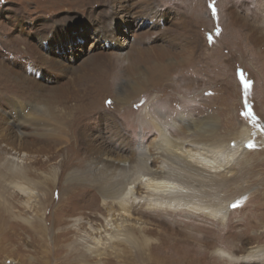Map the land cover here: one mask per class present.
I'll list each match as a JSON object with an SVG mask.
<instances>
[{"label":"rangeland","instance_id":"obj_1","mask_svg":"<svg viewBox=\"0 0 264 264\" xmlns=\"http://www.w3.org/2000/svg\"><path fill=\"white\" fill-rule=\"evenodd\" d=\"M114 3L0 0V130L10 113L28 122L22 140L11 134L8 141L33 155L22 165L25 180L10 175L0 145V264H264L240 258L264 248V46L253 35L264 23V0ZM114 12L120 18L113 20ZM140 33L147 37L137 40ZM155 49L164 77L153 75L121 101L133 79L158 60ZM14 97L28 114L17 116ZM46 109L69 118L63 140L40 134ZM151 116L209 160L248 140L230 150L227 169L184 170L193 206L131 200L123 206L118 172L108 175L95 161L131 164L140 148L152 151L161 139ZM210 116L215 134L189 130V117ZM20 181L36 191L30 207L12 187ZM126 208L145 222L141 228L123 230L93 254L77 243L87 222L104 225L109 212ZM75 218L78 228L71 226Z\"/></svg>","mask_w":264,"mask_h":264},{"label":"bare ground","instance_id":"obj_2","mask_svg":"<svg viewBox=\"0 0 264 264\" xmlns=\"http://www.w3.org/2000/svg\"><path fill=\"white\" fill-rule=\"evenodd\" d=\"M91 1L93 3L94 2L98 3L99 1H103V0H91ZM119 1L113 0V2H115L114 3L115 6L119 3ZM130 6L131 5L128 4L126 7L127 13H128V10L130 9ZM111 16L113 20L120 18L118 15V12H114ZM263 24L264 23L262 21L259 22V24L255 26L256 27L254 30L255 32H253L255 40L262 47L264 46V25ZM146 37H147V34H144V33H140L136 35L137 40H140V41L145 39ZM15 40L17 39H14V42ZM155 50L157 51L155 53L156 54L155 57H157L158 60L154 62L153 66L151 67V70L149 71L147 70V72L146 73L144 72L143 75H139L140 78L138 77L137 80L133 79L131 84L128 85L129 89L124 90L125 93L122 92L120 96L121 101L127 103L129 99L132 97L131 94H134V95L138 94L139 91L143 88L144 84L146 83L149 84L150 80H152L153 78V75L158 80L164 77L163 73L165 72V68L160 66L161 54L159 50L157 49ZM136 52L140 54L143 53L142 49H137ZM7 75L8 76L15 75V72L12 70H8ZM12 105L18 117H22V115L24 116L28 114L25 108L26 105L24 104L23 101L19 99V97H14ZM45 111H46L44 112L45 116H43V118L41 119L43 128L40 129L42 130V133L40 134L54 137L57 140L58 139L63 140V138H65L64 134L68 130V127H66V123L68 124L67 120L69 118H67L66 114L64 113H63V116H60L59 114H55V112L53 111H49L47 109ZM25 112L26 114H24ZM10 115L12 114L10 113ZM10 115H5L6 122L5 120L4 122L6 123L5 124L6 126H4L2 130H0V145L3 146L2 154L7 160V164H10L12 166V171H10V175L12 174L13 176L26 180L27 179V173H26L27 168L25 169L22 165L26 161L31 160L33 155L28 150H26V148L23 149L24 145H21V142L17 144L18 146H15V145L12 146L11 144H13L14 142H12L13 140H10L9 142L8 138H10L11 134H14L20 140H22L21 139L22 136H26L28 134V131L24 130L25 129L24 127L28 125L27 124L28 122L21 121L18 118H15L14 116H10ZM148 115L149 114H146L142 117L143 121L145 122L147 121L149 117ZM210 117H207V119L199 118L195 120H192L191 117H189L187 119V122H189L188 124L190 125L189 130H192L193 132L204 133V134L205 133L215 134L217 132V126L215 122H212L213 117L211 118ZM148 123L155 125L154 128L156 127L157 131H159L161 140L156 141L155 143L153 142L154 149L152 151H149V150L143 151V148H140L142 149V151L138 154L140 156L138 157L136 156V158L133 160L136 163L133 162L130 164V160L128 159L112 160L110 157L107 158V160H104L106 158L104 159L100 158V159H96L97 161H95L96 164L102 163L100 167L104 170V172H107L108 175L114 171L118 172V178L120 179L121 184H123L122 185L123 190L118 198H119V202L123 204V206L124 205L129 206V203H130L129 200H131L132 203H135L138 201H141L142 203L143 201V202H148L149 205L157 204L158 206L159 205H168V206L176 205L177 207L193 206L194 199H193V196L191 195L192 193L190 190H187L185 187L189 185L187 179L190 178V176L188 175H191L190 173H199V172L201 173L202 169L200 170L199 168L200 166L208 167L211 165L210 167H212L213 169L218 168L221 170L229 168L230 164L232 163V159H233V156H232L233 154H231L230 150L232 151L235 148L237 150L242 148L245 141L248 140V137H247L241 143L235 144L233 148L228 149V152L218 151L216 153L214 151V154H213L214 159L209 160L205 157L200 156V153L198 152H192L189 149H185L183 147V144H184L183 142H180L170 137V135L167 132V128L162 125L159 118L151 116V118H149L148 120ZM11 131L14 133H12ZM204 149L207 150L205 147ZM151 162H153V164H151ZM13 166L16 168H14ZM182 166H184V169L182 168ZM180 169H183V170H180ZM184 170L187 171L189 174L188 175L185 174ZM12 187H15L16 189H18V191L23 196L26 197L25 204L28 207H30V203L33 202V199L37 197L36 191H34L31 187H27L26 185L21 183V181L16 183V185L14 184V186L12 185ZM138 188H140V192L137 190ZM138 193L139 195H137ZM128 206L126 207L128 208ZM127 208L121 210L117 214V216L114 215L115 213L112 214L109 212L108 216L104 218V225L103 224L102 225L93 224V223L87 222L88 226L85 230H83V232H80L81 233L80 238L76 240L77 243H82L84 247L86 248V251H88L89 254H93L92 250L94 248L99 247L101 245H105L107 244V242L113 241L115 235L117 236L125 235V233H123V230L124 231L125 229L129 230V227L131 229H134L133 227L141 228L142 227L141 223H145V222L141 221L140 218L132 216L131 215L132 212L130 213V211L127 210ZM213 210H214V214L216 216H219L220 212L217 209H213ZM119 220L121 222H118ZM80 222L81 221H79V219H76L75 222L71 226H75L76 228H78L76 225L80 224ZM1 227L2 226H0V229ZM103 237H105L107 240L105 239L106 241H103L104 239ZM117 238L120 239V237H117ZM128 240H130L131 243H135L137 241V238L134 240L133 237L129 236ZM138 241L140 242L138 243L140 244L141 248H144L145 244L147 245V243H145L146 241L145 238L144 240H138ZM248 253L249 254L247 255H242L240 258H242L245 262H253V261L260 262V263L264 262V248H261V247L253 248Z\"/></svg>","mask_w":264,"mask_h":264},{"label":"snow or ice","instance_id":"obj_3","mask_svg":"<svg viewBox=\"0 0 264 264\" xmlns=\"http://www.w3.org/2000/svg\"><path fill=\"white\" fill-rule=\"evenodd\" d=\"M245 83L248 84V83H250V82L247 81V80H245ZM244 115L247 116V115H249V113H248V112H245Z\"/></svg>","mask_w":264,"mask_h":264}]
</instances>
